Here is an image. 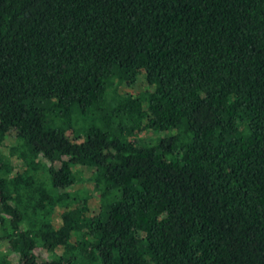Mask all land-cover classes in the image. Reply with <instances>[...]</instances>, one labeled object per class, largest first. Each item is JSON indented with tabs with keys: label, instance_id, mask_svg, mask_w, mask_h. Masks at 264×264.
<instances>
[{
	"label": "trees",
	"instance_id": "16d2710c",
	"mask_svg": "<svg viewBox=\"0 0 264 264\" xmlns=\"http://www.w3.org/2000/svg\"><path fill=\"white\" fill-rule=\"evenodd\" d=\"M0 242L264 264V0H0Z\"/></svg>",
	"mask_w": 264,
	"mask_h": 264
},
{
	"label": "rangeland",
	"instance_id": "374dc122",
	"mask_svg": "<svg viewBox=\"0 0 264 264\" xmlns=\"http://www.w3.org/2000/svg\"><path fill=\"white\" fill-rule=\"evenodd\" d=\"M10 138L11 137H6L4 141L7 142V143H9ZM82 172H83V175L84 176H86V175L89 174V170H87V169H84ZM74 187L75 188L84 187L86 189H90L89 188L90 187V184H89V181L87 179H84V180H81V181L76 182L74 184ZM97 203L98 202H97L96 196H94V194L91 195V197H89V199H88V205L91 206L92 208H95L96 205H97ZM71 205H74V204H71ZM4 247H5L4 246V243L2 244V242H0V249H4Z\"/></svg>",
	"mask_w": 264,
	"mask_h": 264
}]
</instances>
